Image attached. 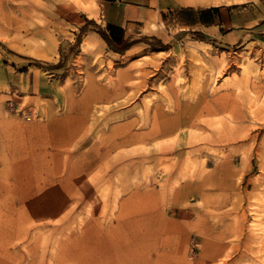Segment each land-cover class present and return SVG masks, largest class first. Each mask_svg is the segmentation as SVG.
<instances>
[{"label":"rangeland","instance_id":"1","mask_svg":"<svg viewBox=\"0 0 264 264\" xmlns=\"http://www.w3.org/2000/svg\"><path fill=\"white\" fill-rule=\"evenodd\" d=\"M103 5L0 0V264H264V18Z\"/></svg>","mask_w":264,"mask_h":264},{"label":"crops","instance_id":"2","mask_svg":"<svg viewBox=\"0 0 264 264\" xmlns=\"http://www.w3.org/2000/svg\"><path fill=\"white\" fill-rule=\"evenodd\" d=\"M155 0H102L103 15L106 22L113 26V31L126 30L135 25V22L144 21L149 13L160 15L161 11H156L150 7H139L138 3H153ZM175 1L174 4L173 2ZM226 2V0H224ZM160 6L170 7V11L176 10V15H172V20L176 21L182 30L198 31L205 35L216 36L225 32V27L238 25L247 27L257 24L258 17L252 14L237 15L229 4H220L221 0H158ZM231 2V1H230ZM165 13V12H164ZM242 32L243 30H239ZM53 212L49 210V216Z\"/></svg>","mask_w":264,"mask_h":264},{"label":"trees","instance_id":"3","mask_svg":"<svg viewBox=\"0 0 264 264\" xmlns=\"http://www.w3.org/2000/svg\"><path fill=\"white\" fill-rule=\"evenodd\" d=\"M108 27L112 30L114 27L113 26H111V25H108Z\"/></svg>","mask_w":264,"mask_h":264},{"label":"bare ground","instance_id":"4","mask_svg":"<svg viewBox=\"0 0 264 264\" xmlns=\"http://www.w3.org/2000/svg\"><path fill=\"white\" fill-rule=\"evenodd\" d=\"M175 121V120H174ZM159 130V129H158Z\"/></svg>","mask_w":264,"mask_h":264}]
</instances>
